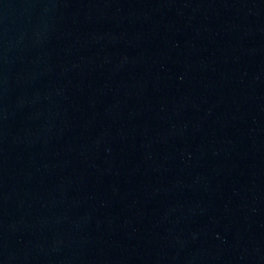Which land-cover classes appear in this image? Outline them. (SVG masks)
Segmentation results:
<instances>
[{
	"label": "water",
	"instance_id": "95a60500",
	"mask_svg": "<svg viewBox=\"0 0 264 264\" xmlns=\"http://www.w3.org/2000/svg\"><path fill=\"white\" fill-rule=\"evenodd\" d=\"M264 211V0H0V264H249Z\"/></svg>",
	"mask_w": 264,
	"mask_h": 264
}]
</instances>
